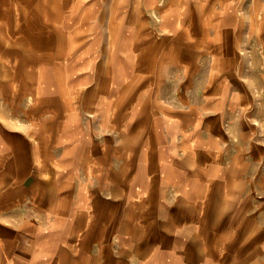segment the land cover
<instances>
[{
    "label": "crops",
    "instance_id": "0c3cea01",
    "mask_svg": "<svg viewBox=\"0 0 264 264\" xmlns=\"http://www.w3.org/2000/svg\"><path fill=\"white\" fill-rule=\"evenodd\" d=\"M247 3L0 0V264H264Z\"/></svg>",
    "mask_w": 264,
    "mask_h": 264
},
{
    "label": "rangeland",
    "instance_id": "374dc122",
    "mask_svg": "<svg viewBox=\"0 0 264 264\" xmlns=\"http://www.w3.org/2000/svg\"><path fill=\"white\" fill-rule=\"evenodd\" d=\"M248 2L245 5L246 11L250 17V36H249V48L250 51L247 53V58L250 60V67L256 65V69L253 67L248 69L250 79H253V72L257 70L258 74L262 77V82H251L249 83L250 89L262 91L264 87V74L263 72V60H264V0H246ZM7 38V37H5ZM1 39V38H0ZM8 69H0L1 75H5ZM255 84V85H254ZM264 108L257 106V109Z\"/></svg>",
    "mask_w": 264,
    "mask_h": 264
}]
</instances>
